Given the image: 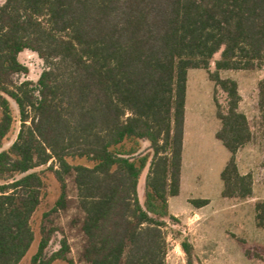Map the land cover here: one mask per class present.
I'll use <instances>...</instances> for the list:
<instances>
[{"label":"trees","instance_id":"trees-1","mask_svg":"<svg viewBox=\"0 0 264 264\" xmlns=\"http://www.w3.org/2000/svg\"><path fill=\"white\" fill-rule=\"evenodd\" d=\"M25 51L47 66L36 83L16 81L30 72L19 59ZM263 67L264 0H7L0 6V264H21L35 241L31 222L47 188L35 169L49 164L61 190L55 211L67 209V178H75L84 263L167 264L170 231L193 264L194 247L169 207L181 186L188 73L206 70L216 85L217 138L231 153L223 196L246 201L254 178L240 174L236 156L253 135L237 82L222 73ZM259 97L264 119V80ZM10 100L22 125L2 151L15 121ZM145 142L150 151L142 154ZM77 159L93 167L72 165ZM256 225L264 230V200ZM51 240L43 229L32 264H74L66 240L46 255Z\"/></svg>","mask_w":264,"mask_h":264},{"label":"rangeland","instance_id":"rangeland-1","mask_svg":"<svg viewBox=\"0 0 264 264\" xmlns=\"http://www.w3.org/2000/svg\"><path fill=\"white\" fill-rule=\"evenodd\" d=\"M7 0H0V6L4 5ZM221 53L216 55L211 64V71L214 72L215 62L219 60ZM20 62L27 66L30 70L28 75H22L16 78L17 82L33 81L37 82L46 70V64L39 56L32 51H25L19 57ZM231 80H238L242 86V93L245 96L244 107L255 114V119H252V127L255 128L257 138L253 144L254 147L263 149L264 151V119H257L259 113V83L264 80V67L257 71H235L229 72ZM226 77V76H225ZM230 78V77H229ZM254 86L251 88V84ZM216 85L210 79L209 73L202 69H193L188 73V96H189V114L190 110L195 111L196 108L202 107L203 119L206 124L207 119L210 120V109H212V117L215 122L220 124L217 118V108L214 103V89ZM220 102L225 105V96L220 93ZM12 113L14 116V125L11 133L4 142L3 150H8L18 138L21 130V121L18 106L10 100ZM262 117V116H261ZM211 122V120L209 121ZM209 128L211 124L208 123ZM207 131H204L206 133ZM210 140L205 138L203 141L204 149L209 146ZM256 143V144H255ZM223 147V146H222ZM224 149V148H222ZM150 151V144L145 142L142 145V154ZM226 153H229L225 150ZM220 155L213 153L212 155L204 152L195 159L191 165V169L185 170L189 176L188 182L185 183L183 191L179 194L176 204H185L188 200L191 206L199 208L196 204H201L206 201L207 205L202 207L200 211L203 219H206L208 224L219 230L235 231L237 238L235 240L221 241L220 247L215 250L213 264H264V230L259 229L255 222L256 205L259 200H252L248 204L235 205L236 200L228 199L223 196L224 183L222 173L228 163L220 161ZM229 162V161H228ZM257 170L258 185L264 183V159L259 161ZM74 166L93 167L86 159H77L71 161ZM250 164V163H249ZM49 165H45L35 169V172L42 173L46 191L42 200V204L32 219V229L35 234V241L21 264H32V258L37 254L39 245L42 239V230L47 234H52V240L46 250L48 257L60 251L62 242L66 240L70 247V252L67 255L69 261L74 264H86L81 260V254L85 242L84 235L81 231V223L83 214L79 210L78 190L75 184L74 176L67 178V195L68 207L65 210L55 211L56 203L60 197V185L55 178V175L49 171ZM150 166L144 172V175L139 185V199L144 203L145 181L149 174ZM259 186V187H260ZM177 197V196H176ZM195 202V204H194ZM260 202V201H259ZM175 204V205H176ZM241 221V224L239 222ZM243 221V222H242ZM179 230V228H176ZM169 236L174 239L172 233L168 231ZM168 236V237H169ZM177 242H179L177 240ZM169 243V251L167 255V264H188L186 254L175 252L176 244L172 241ZM225 245L228 251L221 248ZM230 255V257H228ZM53 264H70L64 261H56ZM193 264H202L196 257L193 258Z\"/></svg>","mask_w":264,"mask_h":264},{"label":"crops","instance_id":"crops-1","mask_svg":"<svg viewBox=\"0 0 264 264\" xmlns=\"http://www.w3.org/2000/svg\"><path fill=\"white\" fill-rule=\"evenodd\" d=\"M23 54V53H22ZM229 72L235 71H228L222 73V78L224 79H231ZM226 76V77H225ZM230 77V78H229ZM234 80V79H233ZM238 84L239 93L242 97V101L240 103V112L244 114L250 124L252 130V141L246 145L244 148L240 149L237 153V165L241 175H248L252 174L254 178V188H253V196L252 198L246 201H235V205H244L248 204L252 200H264V183L262 186L258 185V176L257 170L259 161L264 159V151L263 149L257 150L256 147L253 146L256 138L257 133H255V128L252 127V119H255V114L244 107L245 96L242 93V86L240 81L234 80ZM214 83V82H213ZM215 84V83H214ZM251 88L254 84H251ZM188 83H187V96H186V115H185V127H184V141H183V154H182V174H181V186H180V193L183 191L184 185L188 182L189 174L186 175L185 170H189L195 159L198 155L207 152V154L212 155L213 153H217L220 155V161H224L228 163L231 159V153L226 149L223 143L217 138L218 133L222 129V123L218 118V109H217V118L220 121V124L215 122L212 117V109H210L211 115V122L207 119V122L211 124V128H209L207 122L206 124L202 121L203 119V111L202 107H198L195 111L190 110L189 114V96H188ZM214 103H215V89H214ZM216 106V103H215ZM217 108V106H216ZM262 114L259 110L257 119L262 120ZM204 131H207L204 133ZM207 138L210 140L209 146L204 149V145L202 144L204 139ZM256 144V143H255ZM223 146V147H222ZM224 148V149H222ZM227 150L229 153H226ZM250 163V164H249ZM191 169V168H190ZM260 186V187H259ZM180 196V195H179ZM177 197L170 198L169 200V207H170V214L176 217L180 225L177 226L183 233L184 237L190 239L195 251L196 257L201 261L202 264H213V259L215 250L220 247L221 241L230 242V240H235L237 238V234L235 235V231L229 230H219L218 228H214L208 224L206 219L200 214L202 208H194L190 205L189 200L185 204H176ZM258 201V202H259ZM176 204V205H175ZM240 224L241 221L239 220ZM243 222V221H242ZM255 222H256V214H255ZM172 241L176 244L175 252L179 254H183V249L181 247V243L177 242V240L172 239L170 236L168 237V242ZM221 248L225 249L226 254H228L227 248L225 245H221ZM230 257V255L228 256ZM226 264H232L231 262Z\"/></svg>","mask_w":264,"mask_h":264}]
</instances>
